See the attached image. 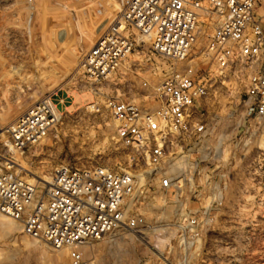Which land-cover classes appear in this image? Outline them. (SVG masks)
I'll return each instance as SVG.
<instances>
[{"label":"rangeland","instance_id":"1","mask_svg":"<svg viewBox=\"0 0 264 264\" xmlns=\"http://www.w3.org/2000/svg\"><path fill=\"white\" fill-rule=\"evenodd\" d=\"M127 1L0 2V126L6 128L45 98L56 106L54 125L36 145L20 151L6 133L0 136V173L44 183L63 165L121 171L129 164L132 150L119 142L120 123L106 101L115 97L155 107L151 88L163 71L153 66L154 55L138 50L108 80L91 79L81 68L85 54ZM245 85V72L222 81L208 114L212 130L225 118V167L220 169L215 159L212 130L200 144L184 142L183 154L192 166L181 196L164 200L146 194L139 200L143 204L133 207L136 223L126 227L123 245L108 238L95 241L91 254L83 255L86 264H264V123L259 126L248 117ZM209 138L213 140L207 142ZM8 159L15 167H8ZM191 216L200 222L196 238L183 228ZM23 235L20 226L0 235V264H71L67 252L46 243L26 246ZM58 254L61 263L49 259Z\"/></svg>","mask_w":264,"mask_h":264},{"label":"built area","instance_id":"2","mask_svg":"<svg viewBox=\"0 0 264 264\" xmlns=\"http://www.w3.org/2000/svg\"><path fill=\"white\" fill-rule=\"evenodd\" d=\"M136 50L154 55L153 66L163 76L151 88L153 108L115 97L106 101L120 123L119 142L132 150L123 170L63 165L44 183L0 173V213L53 249L69 246L73 264H86L83 244L134 225L133 207L146 194L152 197L153 187L165 198L178 193L181 179L162 173L156 186L145 175L185 155L184 142L204 141L222 81L245 72L246 112L255 124L264 123V0H128L81 68L91 79L108 80ZM55 117L52 98H45L4 131L24 151L46 135ZM183 228L196 238L200 222L191 216Z\"/></svg>","mask_w":264,"mask_h":264},{"label":"bare ground","instance_id":"3","mask_svg":"<svg viewBox=\"0 0 264 264\" xmlns=\"http://www.w3.org/2000/svg\"><path fill=\"white\" fill-rule=\"evenodd\" d=\"M78 58V57H77ZM215 120V119H214ZM214 127V126H213ZM224 127H225V118L224 117H221L217 122H216V124H215V127L213 128V130H212V136H214V138H216V141H217V143L215 144V146H216V149H217V153H215L216 154V160L218 161V163L220 164V166H219V168L220 167H225V165H226V162H228L227 161V158H228V155H229V153H228V148H225L223 145H224V141H225V139L229 136V135H226L225 134V130H224ZM210 130V131H211ZM3 133H5V131H4V129H3ZM2 133V134H3ZM2 134H1V136H2ZM206 137V136H205ZM219 138V139H218ZM205 139V138H204ZM218 139V140H217ZM213 140V138H209V139H207V142H209V141H212ZM215 141V142H216ZM214 143V142H213ZM212 145V144H211ZM213 146V145H212ZM207 150V149H206ZM209 150V149H208ZM200 151H202V150H200ZM205 152V151H204ZM214 152H215V149H214ZM207 153H205L204 155L205 156H207L206 155ZM212 154V153H211ZM213 155H214V153H213ZM9 161H8V163H7V165H8V167L9 168H12V167H15V162L14 161H12V160H10V159H8ZM216 161V162H217ZM193 164V163H192ZM189 166H192L191 165V163L189 162V160H188V156L187 155H181V156H179V157H177V158H175L173 161H170L167 165H165L163 168H161V169H159V170H157L156 171V173H153V174H147V175H145V181L146 182H148V181H153V183L156 185V186H159V177H160V174H162V173H166V174H170L173 178H178V176H177V174L179 173H182V172H184V174L182 175V176H184V178L183 179H181V181L180 182H182V188L178 191V193H177V197H180L181 196V192L183 191V190H185L186 189V187H188L187 185H189V183H190V179L191 178H189V174H191L188 170H190L189 168ZM194 166V165H193ZM217 166H218V164H217ZM218 168V169H219ZM192 169V168H191ZM220 169H222V168H220ZM220 171V170H219ZM217 173V172H216ZM215 173V174H216ZM222 175V174H221ZM181 177V176H180ZM51 178H52V176L48 179V180H46V181H44V182H49V181H51ZM31 181L33 180V178H31L30 179ZM217 189V188H216ZM217 190H220L221 191V188L220 189H217ZM157 191V192H156ZM156 191H154L153 193H152V196H153V198H155V194L154 193H157V194H160V197H162V198H164V200H166V198L163 196V194H161L160 193V191H159V188L156 190ZM218 192V191H217ZM179 193H181L180 195H179ZM217 194V193H216ZM20 226V224L17 222V221H15V220H13V219H11V218H8V217H6V216H4V215H2L1 213H0V235H4V234H7V233H9V232H11V231H14V230H17V228ZM20 229H21V227H20ZM22 231V230H21ZM127 231V228L126 227H121L120 229H118V230H116V231H114V232H112V233H110V234H108L107 236H105V237H103L102 239H100V240H91V241H89V242H87V243H85V244H83L81 247H80V251H81V253L83 254V255H85V256H87V255H89V254H91V252H92V247L94 246V242L95 241H101V240H106L107 238L109 239V243H111V244H115V246L116 245H123V240H122V238H123V234H125V232ZM22 234H23V231H22ZM23 243L26 245V246H34V247H41L45 242H43V241H40V240H38V239H35V238H33V237H31V236H29V235H27V234H25L24 233V235H23ZM105 242V241H104ZM47 244V243H46ZM107 244V243H106ZM48 245V244H47ZM119 247V246H118ZM56 250V249H55ZM57 251H60V252H67V254H68V257H69V259H70V261H71V264H73L72 263V260H71V257H70V247L69 246H64V247H62L61 249H57ZM49 259H51V260H54V261H57V262H59V263H61L62 262V256H61V254H58V255H51L50 257H49ZM93 264V263H92Z\"/></svg>","mask_w":264,"mask_h":264}]
</instances>
